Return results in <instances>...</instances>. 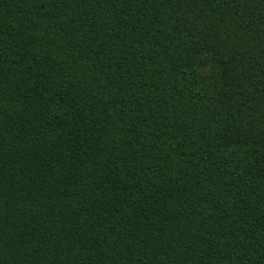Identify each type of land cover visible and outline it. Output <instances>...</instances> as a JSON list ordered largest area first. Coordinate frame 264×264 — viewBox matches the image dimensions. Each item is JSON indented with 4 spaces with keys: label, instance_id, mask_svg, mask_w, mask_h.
Returning a JSON list of instances; mask_svg holds the SVG:
<instances>
[{
    "label": "trees",
    "instance_id": "obj_1",
    "mask_svg": "<svg viewBox=\"0 0 264 264\" xmlns=\"http://www.w3.org/2000/svg\"><path fill=\"white\" fill-rule=\"evenodd\" d=\"M0 264H264V0H0Z\"/></svg>",
    "mask_w": 264,
    "mask_h": 264
}]
</instances>
